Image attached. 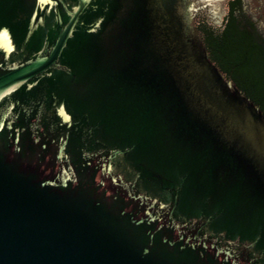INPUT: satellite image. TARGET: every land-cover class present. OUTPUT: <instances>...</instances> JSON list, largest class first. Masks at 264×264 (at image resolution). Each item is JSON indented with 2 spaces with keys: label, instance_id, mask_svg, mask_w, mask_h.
Segmentation results:
<instances>
[{
  "label": "water",
  "instance_id": "water-1",
  "mask_svg": "<svg viewBox=\"0 0 264 264\" xmlns=\"http://www.w3.org/2000/svg\"><path fill=\"white\" fill-rule=\"evenodd\" d=\"M25 1L96 24L14 63L0 34V264H264V116L183 0Z\"/></svg>",
  "mask_w": 264,
  "mask_h": 264
},
{
  "label": "flooded vegetation",
  "instance_id": "flooded-vegetation-1",
  "mask_svg": "<svg viewBox=\"0 0 264 264\" xmlns=\"http://www.w3.org/2000/svg\"><path fill=\"white\" fill-rule=\"evenodd\" d=\"M182 3L185 17L191 21L199 35L209 63L217 68L225 82L234 85L262 112L260 105L264 104V0H183ZM57 4L58 6H53L49 12L44 9L34 15L35 2L29 4L24 0L18 6L17 16L11 22L3 21L0 24V34L5 33L13 45L9 63L36 55L44 45V40H47L53 31L67 27L73 29L72 35H76L82 30L87 31L95 27V19L78 17L72 18L70 22L71 18L63 16V9L58 1ZM207 4H216V7L212 10H201L200 18L189 14L191 6L202 7ZM98 20L102 32L107 27V22L104 15ZM4 54L0 51L1 63L7 62ZM43 96L44 92L41 90L39 96L34 95L28 101L16 105L14 110L18 119L25 120L27 115H34L38 111L43 113L46 109ZM18 119H14V122ZM41 129L45 130L43 126Z\"/></svg>",
  "mask_w": 264,
  "mask_h": 264
},
{
  "label": "trees",
  "instance_id": "trees-1",
  "mask_svg": "<svg viewBox=\"0 0 264 264\" xmlns=\"http://www.w3.org/2000/svg\"><path fill=\"white\" fill-rule=\"evenodd\" d=\"M260 108H261L262 113H263V115H264V104L260 105Z\"/></svg>",
  "mask_w": 264,
  "mask_h": 264
}]
</instances>
